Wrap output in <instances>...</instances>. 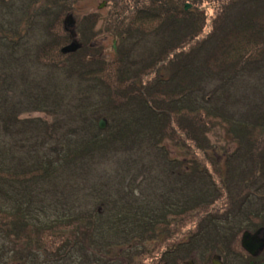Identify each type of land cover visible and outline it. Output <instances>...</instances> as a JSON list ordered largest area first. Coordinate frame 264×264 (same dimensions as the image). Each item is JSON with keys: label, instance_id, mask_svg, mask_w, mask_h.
Listing matches in <instances>:
<instances>
[{"label": "trees", "instance_id": "obj_1", "mask_svg": "<svg viewBox=\"0 0 264 264\" xmlns=\"http://www.w3.org/2000/svg\"><path fill=\"white\" fill-rule=\"evenodd\" d=\"M34 1L37 0H31L29 4ZM204 1L114 0V11L117 18L115 21H118V26L116 27L114 22L116 29L112 24L110 27H114V29L110 30L116 33L117 38L124 40L137 33L153 34L161 36L163 39L160 42L157 41V47L160 50L149 52L147 57L134 56L130 58V53L133 52L131 50L134 49L133 43L128 50L121 52L114 60L111 65L113 68L112 78L116 81L111 80L109 85L113 87L119 85L125 89L122 95H119L120 102L116 101L119 99L116 95L111 94V96L109 95L110 100L107 99L108 104L105 103L110 116L108 120L103 117L107 122L105 130H99L98 124L97 126L94 124L93 131L81 132L87 125L86 118L82 114L84 112L82 106H87L89 102L79 98L73 106L75 118L70 119L71 116L65 110L63 111L65 113L60 111L63 109L58 103V98H62L61 92L54 89L51 83L53 79H49L47 76L42 81L40 80L39 95L37 93L38 84L24 81L26 78H23L24 73H22L21 81L26 83L25 88H20V90L24 96L19 104L11 102V105L14 108L20 106V109L29 108L31 110L40 107L42 111L44 109L51 110L50 113L55 111V114H63L66 117L64 120L69 119L76 127L75 133L49 144L40 141V135L45 140H51L53 136L52 130L49 128L42 130V127L46 126L44 120L40 121V125L39 121L33 119L19 121L15 114L12 117L11 112H7V118L12 117V127L5 120L3 128H0V134L5 132L15 135L13 130L17 126L20 132H24L22 135L30 137L32 142L20 143L16 141L12 143L0 140V200L8 202L10 208L2 207L5 205L0 201V222L2 221L6 227L12 225L14 226L12 229H16L18 227L16 223L24 221L21 231L15 232L12 229L6 231L4 229V232H1L3 237L10 239V236L17 234L18 237L26 238L28 229H30V232L33 231L32 233L40 234V242L48 247L49 251L46 254L53 261L60 262L64 258L69 260L74 258L75 264L78 262L86 264L87 250L85 247L88 245L83 234L86 231H81V235L76 238L72 237L70 232L60 233L61 239L65 236L62 241L60 238L58 239L57 230H54L57 223L65 224V222H61L63 218L70 220L68 224L72 228L80 221L78 218L72 219L76 216L74 206H67V209H74L72 214L65 215L64 212L59 211L56 217L52 218V223H49L50 220H46L44 221L46 224H44L39 217H37L38 223L33 221L34 210L40 212V180L48 181L50 175L59 173L64 176L61 179L67 180L65 184L74 185L77 179L88 174L89 168L86 163L91 160L92 156L112 153L116 159L114 167L116 181L112 184L116 195L110 198L105 196V200L100 203L105 208L107 207V211L111 212V216H107L106 213L105 222L107 221L110 227L115 228L117 225V232L127 233L129 236L125 237V240L124 238L117 239L114 237L116 235L107 234L108 236H105V230L100 227L102 216L99 213H93V216L98 217V220L91 222V226L94 227L91 233L93 241L97 244L107 242L109 243L107 248L115 247L111 244H117V246L123 244L119 245L118 249H129L127 244L138 239L139 234L146 232L150 235L156 233L157 229L160 230L159 232H171L175 241L178 240L176 235L181 234V229L175 233L172 219L167 217L164 212L169 210L170 213H173L174 220L178 219L174 221L178 226L185 225L187 213L194 209H208L210 202L217 196L218 188L212 181L208 169L196 158L188 159L190 163L185 165L189 177L187 182V179L185 180L187 189L184 182L178 185L171 181L170 172L173 170L179 172L180 162L170 158L166 148L164 149L160 142L165 136L172 137L181 145H185L186 141L190 140L191 143H194V148L200 150L203 155L210 156L204 132L216 124L224 126L227 134L237 146L226 157V171L222 186L227 192H231L232 183L234 186L236 181L242 180V192L259 181V188L264 189V96L261 97L262 92L259 93L258 99L254 96L250 105L240 109V113H234V111L231 113L226 110V106L220 104L230 98V93L226 88L208 90L200 87L204 77H221L223 79L221 85L225 87V85H230L235 76L240 74L242 76V73L264 66V0H216L220 5L216 28H212L211 32L202 40L194 42V38L201 32L203 26L200 21L202 13H199L198 9ZM43 3L40 12L45 15L54 11L61 13L59 9L63 10L68 6L65 5L67 0H45ZM185 3H190L192 8L185 9ZM11 10L12 7H10V12ZM81 24L79 30L82 29L80 30L82 33L89 29L87 20L78 26ZM50 25L51 23L46 24L47 34L50 33ZM62 29L63 35L69 42L58 47L60 43L56 44L55 42L59 38L55 35L53 39L49 38L40 46V50L37 49L38 52L34 56L35 60H40V65L42 64L40 68L59 66L55 64L56 61L53 60L52 55L57 50L59 54L66 57V61L72 60L66 72L73 75L71 78L79 84H87V88L93 82L104 87L106 85V79H103L105 78L104 72L108 71L105 65L100 66L102 60L98 58L89 60V57L84 58L85 55L80 54L85 49L83 47L85 42L76 52H63L62 49L71 42V32L64 29L63 20ZM79 30H75L76 35ZM188 41L191 46L184 49ZM169 56H171L170 59ZM14 57L16 56L14 55ZM167 58L168 62H166ZM167 68L171 73L165 76L162 71ZM149 71H153L155 76L144 79L152 73ZM79 93L78 96L81 97L82 90ZM83 97H87V95H83ZM114 97L118 99H114ZM24 98L25 100H23ZM237 100L239 101V99ZM61 103L63 104L62 101ZM121 105L125 107L121 109ZM184 139L186 140L184 141ZM152 154H155L157 158L153 159ZM14 156L25 171L9 172L4 168L6 161ZM160 160L163 163L158 167L162 172L160 173L161 177H158L157 173L152 172L154 170L153 162ZM175 163L178 165L176 166ZM242 163H249V168L245 170V168L239 167L238 165L241 166ZM164 164L165 167H163ZM239 168L241 170H238ZM238 173H241L240 177L237 176ZM139 174L143 176L139 185H144V188L141 187L139 192L148 193V196L140 203L125 202L130 199L129 195L133 191L130 187L127 189L130 182H127L126 187H123L125 182L120 177L127 175L130 179L132 177L135 179ZM165 176L169 181L167 187L170 188H167L163 194L168 193L165 195L167 199L170 195V199H168L171 203L170 207L167 208L165 202L162 201L165 196L160 192L158 197L152 198L151 196L150 199V202L156 201V205H150L149 196L156 191V182L159 181L157 179L163 180ZM10 182L18 185L26 184L28 187L11 186L7 188L6 186H9ZM201 182H205L206 186L203 187ZM194 184V188L191 189L190 186ZM74 188H72V193ZM91 188L97 191L96 187L91 186ZM69 192L71 193V190ZM69 192L63 191L68 200ZM241 192L236 194L235 200L240 198ZM260 194L256 191L245 196L243 202L246 203L240 205V209H245V207L247 209H245L244 218L253 217L251 219L254 220L262 218L259 223L264 225V196ZM231 197L234 196L231 195ZM59 202L54 206L56 209L63 203L59 204ZM248 202L250 204L256 202L257 205L248 208L246 206ZM33 203L38 204L34 206L35 209L32 207ZM71 204L73 205V203ZM23 210L28 213V217L22 213ZM89 214L85 216L88 217ZM112 214H114L113 217H119V220L116 221L114 218L111 221ZM209 215L211 214L206 212L199 219H205L202 222H206V219L212 218ZM147 225L151 228H148ZM153 227L156 228L154 231H152ZM111 230L110 234L115 233L112 228ZM71 231L73 232L74 229ZM34 239L36 238L32 240ZM97 244H95L97 248H100V245ZM16 250L18 249H11L12 252ZM29 251L31 250L28 247L26 253ZM117 254L119 256V253Z\"/></svg>", "mask_w": 264, "mask_h": 264}, {"label": "rangeland", "instance_id": "obj_2", "mask_svg": "<svg viewBox=\"0 0 264 264\" xmlns=\"http://www.w3.org/2000/svg\"><path fill=\"white\" fill-rule=\"evenodd\" d=\"M31 0H0V128H3V122L6 120L8 124L12 127L11 122L12 117L15 114V117L17 120L21 121V119H33L39 121L45 122L46 126L42 127V130L50 129L52 130L53 136L51 140H45L40 135V141H45V143H53L54 140H62L64 137H67L68 135H71L72 133H75V124L71 123L69 119L64 120L66 117L63 114H55V111L53 113H50L51 110H45L42 111L40 107L31 109L29 108H21L20 106H15V108L11 105V102H16L15 104H19L21 101V98H23L24 95L21 94L22 90L25 88L26 82H34L38 84V94L40 95V80L42 81L44 77H49V80L52 85L54 86V89L56 91H60L61 95H59L62 98H58L59 106H62L63 109L60 110L62 113H68L70 115V119L75 118V114L73 111V106L76 104V102L79 100H83L86 102H89L87 106H82V109L84 112V118H86V127L81 130V132H90L91 130H94V124L97 126L99 120L103 117L110 119V116L108 115V108L105 107L108 102L107 99H109V95L111 94L113 96H117L119 98V95H122L124 87H121L119 85L117 86H110L109 82L111 80H115L112 78L113 75V68L112 64L116 58L120 55L121 52H125L128 50L132 44L134 43V49L130 53V58L136 57V56H143L147 57L149 52H157L159 47H157V41L159 42L163 39L161 36L153 35V34H137L134 33L128 37H126L124 40L117 38L116 33L110 30L111 28L114 29V27L118 26L115 11H114V0H71L65 3L66 8L63 10L59 9L60 12H51L49 15H45L41 13L43 7V1L45 0H37L35 3L29 4ZM33 1V0H32ZM185 5H188V7H185ZM28 6V7H27ZM45 6V5H44ZM10 7H12V10L10 12ZM219 2L216 0H205L198 9L199 13H202L200 21L202 22L203 26L201 29V32L194 38V42H198L202 40L209 32H211L212 28H216L215 26L218 24L216 18L219 14ZM185 9L192 8V5L190 3L184 4ZM9 9V10H8ZM58 10V9H57ZM8 11V12H7ZM10 12V13H9ZM67 13V14H66ZM70 18V19H69ZM62 20H63V27L66 31H69L72 33L70 44L74 46V48H71L69 52L67 53H73L74 51H78L82 43L85 42L83 49L80 54L82 53L84 58L87 56L89 57V60H94L95 58L101 59L102 62L100 66L105 65L107 67V73L106 70L104 72V76L106 79V87L105 86H99L98 84H91L89 88H87V84L82 83L79 84L76 80L71 78L70 73H66L67 69L69 67V63L72 62V60L66 61V57L59 54V52L56 50L53 52V60L56 61L55 64L59 65L56 66V68H53L54 66H42L40 65V60H35L34 56L37 54V49L40 50V46H42L46 41H48L49 38L53 39L56 35L59 39V41L56 39V44L60 43L58 47L61 45L68 43L69 41L67 38L63 35V29H62ZM88 22L89 29H86L83 33L79 30V27L82 26L80 24L83 21ZM33 21V22H32ZM116 25L114 26V24ZM50 25V33L47 34L46 31V24ZM114 23V24H113ZM215 23V25H214ZM114 27H110V26ZM120 24V22H119ZM121 25V24H120ZM115 27V29H116ZM78 31V35H76V31ZM59 35L63 36L60 37ZM19 37V38H18ZM66 39H65V38ZM158 38V39H157ZM67 40V41H66ZM19 41V42H18ZM9 45H7L6 44ZM6 44V45H5ZM69 44V45H70ZM4 46L6 48H4ZM191 45L188 44L185 46L184 49H188ZM5 49V51L3 50ZM89 48V49H88ZM152 54V53H151ZM156 54V53H155ZM14 55L16 57H14ZM171 56H169V59ZM167 58L166 62L169 61ZM178 62V61H176ZM105 63V64H103ZM172 69V68H171ZM204 70V69H203ZM148 77H144V79H147L151 76H155L153 71ZM24 73V77L26 78V81L22 82L20 76ZM162 73L165 76H168L171 71L167 68V70H163ZM238 76H235L232 82H230L229 86L224 87L222 86V80L221 77L219 78H213V77H204L203 82L201 83L200 87L207 88L208 90L211 89H223L226 88L227 91L230 93V98L226 100L224 103L223 101L220 103L223 106H226V110L228 112L234 111V113L239 112L240 109H242L245 106L250 105L251 99L255 96V98L258 99V95L260 92H262L261 97L264 96V66L260 67L258 69H251L248 72L242 73ZM202 79V78H201ZM102 81V80H101ZM116 81V80H115ZM185 81V80H183ZM200 82V80H199ZM50 86L52 87V85ZM95 84V85H94ZM44 85V84H42ZM139 85V82H138ZM51 89V88H49ZM86 89V90H84ZM112 89V90H110ZM82 90V96H78ZM226 91V90H225ZM83 95H87V97H83ZM78 96V97H77ZM77 97V98H76ZM40 98V96H39ZM114 97V99H118ZM239 99V101L237 100ZM25 100V98L23 99ZM63 104L61 103V101ZM117 102L121 101L120 98L116 100ZM106 103V105H105ZM86 107V108H84ZM125 106L121 105V109ZM120 109V110H121ZM65 110V112H63ZM94 110H98L95 112ZM11 112V116L9 119L7 118V112ZM73 112V113H72ZM104 119V118H103ZM2 121V123H1ZM17 122V121H16ZM43 125V122L41 123V126ZM107 125V122H106ZM40 126V127H41ZM15 130H13L14 134H7L4 132V134H0V140H5L7 142H16L19 141L20 143H29L32 142L30 137H25L22 135L24 132H20L17 128V126L14 127ZM106 128V127H105ZM102 129V130H105ZM100 130V129H99ZM46 133V131H45ZM206 135V146L207 150L209 151L210 156H205L201 153L200 150L197 148H194V143L190 140L186 141L185 145L179 144L175 139H173L170 136H165L163 140L160 142V145L166 148L168 156L172 159H175L176 162L179 163V172L177 171H169L172 175L170 178L171 181L176 182V184L179 185V183L184 182L185 187L187 189V181L189 180L188 177V169L185 165L189 164L190 162L188 159L196 158L197 160H200L205 166L209 173L212 181L214 182L215 186L218 188L217 190V196L210 202V206L207 210L203 209H194L190 213H187V222L185 225L178 226L174 221V215L173 213H170L169 210L164 212L167 217H170L173 222V226L175 228V233L178 229H181V234L176 235V238H180V236L184 233H187L188 231L194 232V226L198 219L200 217H203L206 212L209 215V217H212V219H216L218 221L227 222L226 220L229 218V222H233L237 224L232 225L231 227L234 229L232 231L241 233V230L245 227V224L242 222L243 218L245 217L244 213L246 212L245 209H240V205L242 206L246 202H243L245 196L254 193L258 191L261 193V196H264V189L261 190L259 188L260 182L256 185L251 186L249 189H245L244 191L242 189L243 181L238 180L235 182L234 186L232 183L231 192H227L226 189L222 186L223 178L225 176L226 171V157L231 154L236 149V143L233 142L231 137L227 134L224 126H221L219 124H216L212 127H210L205 132ZM47 136V135H46ZM18 139V140H17ZM43 139V140H42ZM31 140V141H30ZM186 139H184L185 141ZM21 152V151H20ZM15 155V154H14ZM113 155V156H112ZM153 155V159H156L157 156L155 154ZM104 156V157H103ZM187 159V161H185ZM163 162L160 161H154L153 162V173H157L158 177H161V170L158 167ZM239 164V163H238ZM86 165L89 168V171H87V175L83 178H79L75 181L74 185H69L65 182L66 179H61L64 177L62 174L54 173V175H50L48 181L46 180H40V212L38 210H34V222L38 223L37 217L40 218L41 222H44L46 220H50L49 223H52V218H55L59 211L64 212L65 215L71 213L75 209L76 216L73 218H78L80 221L71 227L69 223V219L63 218L61 222H65V224L57 223L56 228L54 230H57L58 239L61 237L60 233H69L73 236L78 237L81 235V231L83 232L86 240V244L88 247H85L88 251L89 249H94L97 252H100L102 249L108 250L107 257L109 260L112 259H118L117 253L119 245L122 246L123 244H111L115 247H108L109 243L107 242H101L98 243L100 248H97L95 244H97L92 239V230L94 227L91 226V222L98 220V217L93 216V213H99L102 218L100 220L102 221V225L100 227H103L105 230V236L108 235H116L114 237L118 238H128L129 234L125 233H119L116 230L117 225L114 227H110L105 222L106 219V213L107 216H111L110 210L107 211V207L105 208L104 205H101L100 201L105 200V196L108 198L114 197L116 195L112 184L115 183V176H114V167L116 165V159L115 155L112 153H107L106 155H99L95 154L91 157V160L86 163ZM155 165V166H154ZM177 166L178 164L175 163ZM239 167L245 168L247 170L249 167V163H242ZM22 164L19 163L16 160V156L11 157L8 159L5 163L4 168L6 170L10 171H25L22 168ZM165 167V164L164 166ZM238 170H241L240 168ZM59 174V175H57ZM238 177L241 176V173L237 175ZM143 176L139 174L137 178H129L127 175L121 176L120 179L123 181L124 179V185L123 187H126V183L130 182L127 186V189H132V193L129 195L130 199H128L125 202H137L140 203L142 200H145V198L148 196V193H140L139 190L144 188V185L140 184L142 181ZM178 178V179H177ZM187 179V180H186ZM159 180V181H158ZM180 180V182H179ZM186 180V182H185ZM158 182H156V191L152 192L149 196V202L152 198L158 197L159 192L163 196L167 195L168 193H164V191H167V187L169 186L168 178L165 176L163 180L157 179ZM109 184V185H107ZM174 184V183H173ZM202 186H206L205 182H201ZM146 185V184H145ZM28 187L26 184L24 185H18L14 182L11 183L9 187ZM91 186L96 187L97 191H94ZM195 186H190L191 189H193ZM74 188V191L72 193V188ZM6 188V189H7ZM44 189V190H43ZM71 190V193L69 192ZM64 192H69V200L67 199ZM241 192L239 195L240 198L236 199V194L238 192ZM169 192V191H168ZM113 195V196H112ZM158 195V196H157ZM234 196V197H231ZM128 198V197H127ZM166 196L164 198V201L167 208L170 207L171 203L168 199L166 200ZM156 200V199H155ZM166 200V201H165ZM1 201V200H0ZM63 202L61 207L56 209L54 206L57 205L58 202ZM5 206V208H8V202L1 201ZM59 202V204H60ZM73 203V205L71 203ZM133 203V204H134ZM150 205H156V201L150 202ZM160 203V202H159ZM164 204V205H165ZM38 204H32V207L37 206ZM254 205H257L256 202L250 204L249 202L246 204L248 208L253 207ZM67 206H74L75 208H69L67 209ZM255 207V206H254ZM125 208V207H123ZM35 209V207H34ZM165 211V210H164ZM125 212V211H124ZM157 212V211H156ZM22 213L28 217V213H26L24 210ZM74 213V214H75ZM88 213L89 216L86 217ZM36 214V215H35ZM72 214V213H71ZM114 214H112V220L116 218V221L119 220V217H113ZM71 216V215H70ZM83 217V218H82ZM184 217V216H183ZM179 218V217H178ZM253 218V217H248ZM32 219V218H31ZM155 219V218H154ZM258 222H261V219L256 218ZM264 219V218H263ZM155 221V220H154ZM2 222V221H1ZM0 222V264H75V259L73 260L64 258L60 262L53 261L52 258H49L47 256V252L49 251L48 247L43 245L42 242H40V234L36 235L35 233L29 232L26 234L28 237H18L19 235L10 236L11 238L8 239L6 237H3L1 232H4V229L6 231H11V229L14 227L12 225L6 227L4 223ZM22 222H24L22 220ZM21 221L19 223H16L18 227L16 229H12L15 232L21 231L23 229V223ZM156 222V221H155ZM111 223V222H110ZM44 224H46L44 222ZM204 224V225H203ZM15 225V226H16ZM171 225V226H172ZM203 229L202 232L208 233L210 232L208 229H206L204 226L207 227V222H202ZM171 226H169L171 228ZM147 227L151 228V226L147 225ZM38 228V227H37ZM36 228V229H37ZM111 228L115 231V233L110 234L112 232ZM36 229H33L34 231ZM74 229V233L71 231ZM156 228L153 227L152 231H154ZM173 229V228H172ZM224 230V231H223ZM222 233L225 232V229L223 228ZM109 231V232H108ZM159 232L160 230L157 229L156 232ZM179 233V232H177ZM102 234V233H101ZM69 235V234H68ZM67 235V237H68ZM107 235V236H108ZM150 235H148L146 232L141 233L138 235L137 241L133 242H140L136 246H141L145 248V245L148 244H141L142 241H147ZM65 237V236H64ZM64 237L61 239L63 241ZM126 237V238H125ZM33 238H36L32 240ZM71 238V237H70ZM132 238V236H131ZM46 239V238H45ZM102 239V238H101ZM76 240V239H75ZM173 240L175 241V238L173 237ZM103 241V239H102ZM128 241V240H127ZM126 241V243H128ZM117 243V242H116ZM97 244V245H98ZM29 247V253H26V250H28ZM97 248V249H96ZM11 249H18L15 252H12ZM117 256V257H116ZM69 260V261H68ZM119 261V260H118ZM112 261H109L108 264H112ZM121 262H117L115 260L114 264H120ZM79 264V262H78Z\"/></svg>", "mask_w": 264, "mask_h": 264}, {"label": "flooded vegetation", "instance_id": "obj_3", "mask_svg": "<svg viewBox=\"0 0 264 264\" xmlns=\"http://www.w3.org/2000/svg\"><path fill=\"white\" fill-rule=\"evenodd\" d=\"M204 220L199 219L194 226V232L184 233L176 241H173L171 232L164 231L150 234L147 241H142L141 244H148L144 246L145 248L136 246L140 242L127 244L129 249H119L118 259L109 260L108 250L102 249L97 252L91 248L87 251L86 264H108L109 261L114 264L115 260L121 262L120 264H261L264 262V225L256 219L243 218L245 227L241 233L232 231L234 229L231 226L237 224V221L222 222L212 218L206 219L207 227L204 226L210 232H202ZM223 228L225 232L221 234ZM244 233L247 235L245 237L247 248L242 242ZM137 240L139 239L134 241Z\"/></svg>", "mask_w": 264, "mask_h": 264}, {"label": "water", "instance_id": "obj_4", "mask_svg": "<svg viewBox=\"0 0 264 264\" xmlns=\"http://www.w3.org/2000/svg\"><path fill=\"white\" fill-rule=\"evenodd\" d=\"M185 7H188V5H185ZM69 19H70V18H69ZM71 35H72V33H71ZM71 48H74V46H73L72 44H70V45L68 44L67 46H65V47L62 49V51H63V52H69ZM105 126H106V120L103 119V118H101V119L99 120V122H98V127H99V129H104ZM246 236H247L246 233H244V234H243V237H242V242H243L244 247L247 248V246H246V244H245V237H246ZM261 264H264V262L261 263Z\"/></svg>", "mask_w": 264, "mask_h": 264}]
</instances>
